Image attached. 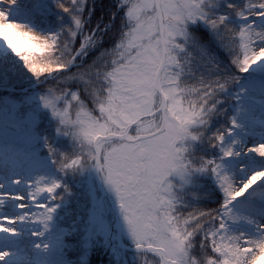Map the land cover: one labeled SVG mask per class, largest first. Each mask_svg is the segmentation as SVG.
I'll use <instances>...</instances> for the list:
<instances>
[{
    "label": "snow or ice",
    "instance_id": "6c2138e0",
    "mask_svg": "<svg viewBox=\"0 0 264 264\" xmlns=\"http://www.w3.org/2000/svg\"><path fill=\"white\" fill-rule=\"evenodd\" d=\"M0 264H264V0H0Z\"/></svg>",
    "mask_w": 264,
    "mask_h": 264
},
{
    "label": "trees",
    "instance_id": "16d2710c",
    "mask_svg": "<svg viewBox=\"0 0 264 264\" xmlns=\"http://www.w3.org/2000/svg\"><path fill=\"white\" fill-rule=\"evenodd\" d=\"M96 259H106L105 257H94V260Z\"/></svg>",
    "mask_w": 264,
    "mask_h": 264
}]
</instances>
